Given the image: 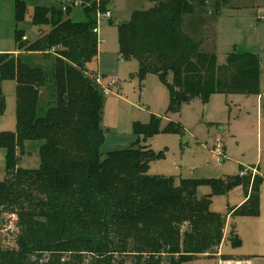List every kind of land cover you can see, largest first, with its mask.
Instances as JSON below:
<instances>
[{"label":"trees","instance_id":"obj_1","mask_svg":"<svg viewBox=\"0 0 264 264\" xmlns=\"http://www.w3.org/2000/svg\"><path fill=\"white\" fill-rule=\"evenodd\" d=\"M53 1L57 4L33 8L31 22L39 28L35 41L20 29L18 53H0V118L1 83L16 84V130L0 132L6 174L0 181V212L14 215L18 229L16 248H0V264H183L217 254L225 218L210 210L211 195L197 197V189L208 185L217 195L242 186L246 200L228 215L256 216L261 176L252 182L246 175L175 182L149 175L148 164L159 153L140 143L158 132L155 116L147 124L133 123L132 146L101 158L104 96L86 65L97 59V13L107 11L110 0ZM146 1L153 6L117 25L118 54L137 60L140 80L153 73L166 85L167 113L195 98L207 102L213 94H258L255 55L231 52L219 65L214 53L200 51V43L182 29L183 16L199 12L206 0L199 6L192 0ZM75 4L84 11L82 22L69 17ZM26 11L27 0H15L17 23ZM33 54L51 59V73L26 63ZM51 79L55 98L42 112L39 91ZM180 128L171 122L164 132ZM29 141H42L37 169L18 163V151Z\"/></svg>","mask_w":264,"mask_h":264},{"label":"rangeland","instance_id":"obj_2","mask_svg":"<svg viewBox=\"0 0 264 264\" xmlns=\"http://www.w3.org/2000/svg\"><path fill=\"white\" fill-rule=\"evenodd\" d=\"M192 2L199 6L201 0ZM49 4V0H27L24 20L17 23L15 0H0V53H18L15 34L20 29L29 42L35 41L39 28L31 22L33 7ZM152 6L153 3L146 0H110L108 7L112 12L111 18H100L98 21L97 57L99 55L100 66L106 74L102 77V83L115 76L118 78L116 88L104 96L101 158L110 151L132 146L137 139L133 134V123L147 124L155 116L159 118L158 132L140 143L159 153V157L148 164L149 175L171 178L175 182L180 179L241 178V172L249 177V182L261 176L256 216L228 215L230 210L244 203L245 191L242 186L233 188L228 195L211 194L208 185L197 189V197L211 195L210 210L225 218V232L219 255H198L183 264H221L222 256L248 260L244 264H264V0H206L196 9H200L199 12L183 16L182 23L184 32L200 43V51L214 53L219 65L225 63L226 56L231 52L255 55L260 64L258 94H213L207 102L195 98L172 113H167L169 90L159 77L148 73L140 80L137 60H123L118 54L117 25L128 23L132 12L147 10ZM69 17L75 22L84 21L82 7L75 4ZM44 28L48 29L47 26ZM25 59L30 66L51 73V59L39 54L27 55ZM86 66L89 72L95 74L96 60ZM1 91L5 108L0 118V132L14 133L15 82L4 80ZM38 97L39 108L43 112L55 98L52 79L40 89ZM111 100H114L112 104ZM171 122L179 123L180 132H164ZM41 143L25 142L21 153L18 151L20 167L37 169L40 166L38 148ZM217 145L221 151H218ZM5 177V150L0 149V181ZM17 234L16 217L0 212V248L15 249ZM233 237L238 238L239 245L233 244ZM67 256L64 254L63 258L67 259ZM35 257L33 255L32 260ZM128 261L130 256L125 259L126 263ZM83 264H87V261Z\"/></svg>","mask_w":264,"mask_h":264},{"label":"built area","instance_id":"obj_3","mask_svg":"<svg viewBox=\"0 0 264 264\" xmlns=\"http://www.w3.org/2000/svg\"><path fill=\"white\" fill-rule=\"evenodd\" d=\"M100 18H108V19H110L111 18L110 11L107 10L105 12H101V13L98 12L97 13V27L94 30V32H96L97 35H98V21H99ZM102 77L103 76L95 75V81L99 85L100 90H101L103 96H107V95H109V94L112 93V88H114L117 85L118 78H117V76H115L114 78H111L110 80H108L104 84V83H102ZM216 141H218V139ZM219 145H217V149H218V151H221V148H220ZM243 175H244V172H241L240 173V176H243Z\"/></svg>","mask_w":264,"mask_h":264},{"label":"crops","instance_id":"obj_4","mask_svg":"<svg viewBox=\"0 0 264 264\" xmlns=\"http://www.w3.org/2000/svg\"><path fill=\"white\" fill-rule=\"evenodd\" d=\"M50 1V3L51 4H49V5H47V6H50V5H53V4H57V2L56 1H53V0H49ZM34 6H36V5H34ZM39 6V5H38ZM34 8V7H33ZM108 10L110 11V13H111V15H112V12H111V10H110V8L108 7ZM44 30H48V29H45V28H43ZM38 37H39V33H38ZM26 38V37H25ZM99 43V42H98ZM15 54H17V53H15ZM118 63V62H117ZM100 60H99V55H98V57H97V59H96V72H94L95 74H97V75H100V76H106V74L104 73L105 71L101 68V66H100ZM110 78V77H109ZM111 79V78H110ZM117 86V85H116ZM116 88V87H115ZM114 102V100H111L110 101V104H112ZM107 105H105V107H106ZM231 192V191H230ZM230 192H228L227 193V195L230 193ZM246 200V198L245 199H243L242 200V202L243 201H245ZM228 216V215H227ZM224 231V230H223ZM225 232V231H224ZM224 234V233H223ZM219 250H220V247H219V249H218V252H217V254L219 255L220 253H219ZM216 254V255H217ZM232 258V260H229V261H225V262H228V264H240V262H241V259H236V258H234L233 259V257H231ZM223 259V258H222Z\"/></svg>","mask_w":264,"mask_h":264}]
</instances>
